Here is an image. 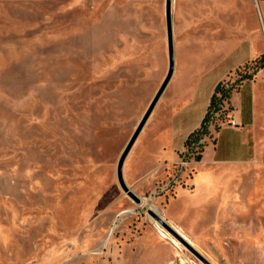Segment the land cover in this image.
<instances>
[{
  "label": "rangeland",
  "instance_id": "1",
  "mask_svg": "<svg viewBox=\"0 0 264 264\" xmlns=\"http://www.w3.org/2000/svg\"><path fill=\"white\" fill-rule=\"evenodd\" d=\"M257 8L173 0L176 60L234 39L239 27L242 37L262 29ZM260 68L264 56L230 85ZM168 70L166 0H0V264H203L150 217L152 194L138 189L152 117L124 168L142 204L117 178ZM177 173L158 194L184 184L162 190ZM239 175L238 190L252 185L253 239L264 241L263 158ZM192 244L212 264H264V247Z\"/></svg>",
  "mask_w": 264,
  "mask_h": 264
},
{
  "label": "crops",
  "instance_id": "2",
  "mask_svg": "<svg viewBox=\"0 0 264 264\" xmlns=\"http://www.w3.org/2000/svg\"><path fill=\"white\" fill-rule=\"evenodd\" d=\"M256 4L262 29L242 37L245 29L239 27L234 39L194 51L183 62L177 59L174 77L152 115L147 178L138 189L151 193L152 206L201 248L264 247V241L253 239L252 185L245 181V190H238L241 170L264 160V68L234 88L225 103L226 120L219 129L210 127L202 159L187 168L184 184L157 192L158 183L181 161L189 137L202 127L217 87L232 83L238 71L264 56V0Z\"/></svg>",
  "mask_w": 264,
  "mask_h": 264
},
{
  "label": "water",
  "instance_id": "3",
  "mask_svg": "<svg viewBox=\"0 0 264 264\" xmlns=\"http://www.w3.org/2000/svg\"><path fill=\"white\" fill-rule=\"evenodd\" d=\"M166 19H167V38H168V53H169V70L168 73L158 89L156 95L151 101L149 107L147 108L145 114L143 115L140 123L138 124L134 134L126 145L124 151L122 152L117 165V178L121 188L124 192L137 204H142V199L134 193V191L127 185L124 168L128 156L136 145L138 139L140 138L142 132L144 131L146 125L148 124L150 118L152 117L156 107L158 106L160 100L165 94L167 88L169 87L175 73L176 68V57H175V41H174V26H173V0H166ZM148 214L150 217L161 225L170 235H172L178 242H180L184 247L191 251L198 259L202 261L203 264H212L206 257H204L189 241L181 234L176 228L173 227L168 221H166L162 216H160L153 209H148Z\"/></svg>",
  "mask_w": 264,
  "mask_h": 264
},
{
  "label": "trees",
  "instance_id": "4",
  "mask_svg": "<svg viewBox=\"0 0 264 264\" xmlns=\"http://www.w3.org/2000/svg\"><path fill=\"white\" fill-rule=\"evenodd\" d=\"M249 77L244 76L240 82L236 85H230V83L220 84L216 92L212 98V102L210 105V109L208 111V114L206 118L204 119V122L202 124V127L193 133L188 141L187 146L189 148H192L194 145H198L201 140H204L207 136L210 135V127L217 125V129L221 127V122H224L226 120V109L225 103L230 97V94L236 88L237 85H239L243 80L247 79ZM205 143L200 144V148L202 151L204 150ZM199 160L202 159V157H198Z\"/></svg>",
  "mask_w": 264,
  "mask_h": 264
},
{
  "label": "built area",
  "instance_id": "5",
  "mask_svg": "<svg viewBox=\"0 0 264 264\" xmlns=\"http://www.w3.org/2000/svg\"><path fill=\"white\" fill-rule=\"evenodd\" d=\"M231 125L235 126L236 123L232 121ZM203 142L204 140H201L198 145H194L192 148H186L181 161L177 165V175L173 176L171 181L166 183L162 190L167 191L172 187V185L180 184L183 181V177L185 176L187 168H189L193 163L197 162L198 157L201 156L200 144Z\"/></svg>",
  "mask_w": 264,
  "mask_h": 264
},
{
  "label": "bare ground",
  "instance_id": "6",
  "mask_svg": "<svg viewBox=\"0 0 264 264\" xmlns=\"http://www.w3.org/2000/svg\"><path fill=\"white\" fill-rule=\"evenodd\" d=\"M152 209L154 211H156L157 213H159L162 216V213L159 212V210L156 207H152ZM159 226V225H158ZM175 228V227H174ZM161 231L163 232L164 235H167L168 233L166 231H164L161 227H160ZM180 232V231H179ZM181 233V232H180ZM182 234V233H181ZM185 236V235H184ZM186 237V236H185ZM187 238V237H186ZM188 239V238H187ZM188 241L192 244V241L190 239H188ZM174 242H177L176 240H174ZM193 245V244H192Z\"/></svg>",
  "mask_w": 264,
  "mask_h": 264
}]
</instances>
